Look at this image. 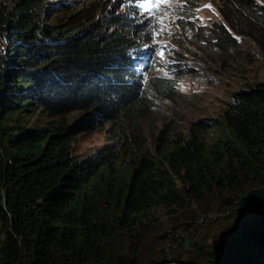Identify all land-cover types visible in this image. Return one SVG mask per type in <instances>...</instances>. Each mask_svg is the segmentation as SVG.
<instances>
[{
  "label": "trees",
  "instance_id": "16d2710c",
  "mask_svg": "<svg viewBox=\"0 0 264 264\" xmlns=\"http://www.w3.org/2000/svg\"><path fill=\"white\" fill-rule=\"evenodd\" d=\"M45 1L0 0V264H264V214L234 210L264 186V81L219 117L147 135L179 81L144 77L139 23L106 0H59L48 17ZM215 1L221 19L195 41L227 57L248 37L264 58V0ZM33 111L45 120L28 125ZM101 123L106 141L76 154L72 133Z\"/></svg>",
  "mask_w": 264,
  "mask_h": 264
},
{
  "label": "rangeland",
  "instance_id": "374dc122",
  "mask_svg": "<svg viewBox=\"0 0 264 264\" xmlns=\"http://www.w3.org/2000/svg\"><path fill=\"white\" fill-rule=\"evenodd\" d=\"M58 1H45L48 9L51 8L46 13L48 17L53 13L51 5H58ZM106 7L108 14L127 13L130 21L139 23L137 32L151 58L148 70L144 71L140 66L144 77L149 74L174 76L179 81L176 95L155 100L149 119L143 124L147 135L151 131L158 135L165 123L186 129L193 120L219 117L233 90L241 88L247 80L264 81V58L248 37H239L241 53L228 52L227 57L206 52L205 47L195 41L194 32L199 25L205 26L221 19L215 0H106ZM180 21L183 28L179 26ZM43 120L37 117V111H33L27 123L30 125ZM102 124L85 126L72 133L75 136L72 148L76 154L87 156L106 141ZM201 221L198 220V224ZM221 225L203 223L200 228L203 233H212L221 231ZM168 230L170 233L163 238L165 245L161 249L170 252L172 229ZM184 235L178 231L176 237L182 240Z\"/></svg>",
  "mask_w": 264,
  "mask_h": 264
},
{
  "label": "water",
  "instance_id": "95a60500",
  "mask_svg": "<svg viewBox=\"0 0 264 264\" xmlns=\"http://www.w3.org/2000/svg\"><path fill=\"white\" fill-rule=\"evenodd\" d=\"M234 210L237 212L239 220L251 218L253 215L264 214V186L252 187L241 195L235 202ZM169 233L170 230H164L160 237L166 238Z\"/></svg>",
  "mask_w": 264,
  "mask_h": 264
},
{
  "label": "snow or ice",
  "instance_id": "6c2138e0",
  "mask_svg": "<svg viewBox=\"0 0 264 264\" xmlns=\"http://www.w3.org/2000/svg\"><path fill=\"white\" fill-rule=\"evenodd\" d=\"M207 7H210V6H207ZM161 55H162V53H161Z\"/></svg>",
  "mask_w": 264,
  "mask_h": 264
}]
</instances>
